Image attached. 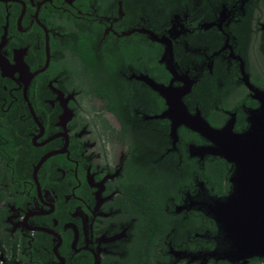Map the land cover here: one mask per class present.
Instances as JSON below:
<instances>
[{
    "label": "flooded vegetation",
    "instance_id": "flooded-vegetation-1",
    "mask_svg": "<svg viewBox=\"0 0 264 264\" xmlns=\"http://www.w3.org/2000/svg\"><path fill=\"white\" fill-rule=\"evenodd\" d=\"M173 2L0 0V264L264 263L215 219L235 165L155 88L245 133L264 0Z\"/></svg>",
    "mask_w": 264,
    "mask_h": 264
},
{
    "label": "water",
    "instance_id": "water-1",
    "mask_svg": "<svg viewBox=\"0 0 264 264\" xmlns=\"http://www.w3.org/2000/svg\"><path fill=\"white\" fill-rule=\"evenodd\" d=\"M155 88L170 107L168 117L173 122L175 141L176 129L186 125L213 142L214 147L207 148L205 153L235 165L233 193L226 202L219 203L215 219L232 237L236 255L264 260V102L261 110L252 114L250 128L236 134L232 124L217 130L201 117H192L181 101L182 90Z\"/></svg>",
    "mask_w": 264,
    "mask_h": 264
},
{
    "label": "trees",
    "instance_id": "trees-1",
    "mask_svg": "<svg viewBox=\"0 0 264 264\" xmlns=\"http://www.w3.org/2000/svg\"><path fill=\"white\" fill-rule=\"evenodd\" d=\"M165 1H168V0H165ZM174 2V5H175V3H176V1H178V0H173ZM6 150H9V148H6Z\"/></svg>",
    "mask_w": 264,
    "mask_h": 264
}]
</instances>
